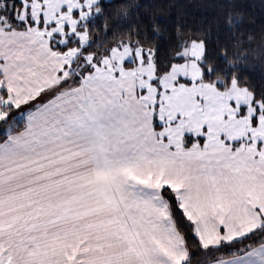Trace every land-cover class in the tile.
I'll use <instances>...</instances> for the list:
<instances>
[{
	"label": "crops",
	"instance_id": "0c3cea01",
	"mask_svg": "<svg viewBox=\"0 0 264 264\" xmlns=\"http://www.w3.org/2000/svg\"><path fill=\"white\" fill-rule=\"evenodd\" d=\"M16 34L23 39L9 47L24 75L43 60L49 71L60 65L64 52L33 26ZM18 79L8 74L5 103L54 94L25 109L21 130L0 143V264H183L189 250L165 188L204 246L259 223L264 143L164 144L134 76L57 87L63 77L45 73L23 90Z\"/></svg>",
	"mask_w": 264,
	"mask_h": 264
},
{
	"label": "snow or ice",
	"instance_id": "6c2138e0",
	"mask_svg": "<svg viewBox=\"0 0 264 264\" xmlns=\"http://www.w3.org/2000/svg\"><path fill=\"white\" fill-rule=\"evenodd\" d=\"M114 3V0H77L75 6L71 7L70 11L74 17L75 25L61 15L62 12L69 10V3L67 0L59 4L58 8L51 10V19H45L49 14L48 0H0V77L3 78L0 83V93L7 97L8 87L7 79L9 73H16L19 77L17 83L21 86V90L28 80V77H37L47 73L51 75L54 73L57 77H63L58 82V85H63L68 82L70 78L76 81H81L82 78L92 77L97 74L111 73L112 76H120L122 69H127L129 66H136L137 71L133 72V76H139L143 80H147L149 84L157 85V96L160 91H171L170 88L165 87L161 81V73L159 65L161 62L165 64V70L169 72L172 84H176L180 80H188L189 82H199L200 77H194L188 74L189 65L184 62L188 59L195 60L196 63L203 65V53L197 54L198 46H203L204 51H207L209 41L212 39L211 32L207 31V37L194 34L187 38H181L175 53H173L171 60H163L160 54L161 45L149 47L144 43L150 34L153 38L164 39L161 35L162 25L158 23L157 17H149L146 14L139 12L140 5H132L135 9L133 15L129 14L127 7L121 8L116 12V15L122 22L129 24V35L127 39H121L115 45H110L104 50V55L99 53L93 54L90 58L87 56V49L96 42V46H100L98 33L91 34L90 38L83 40L81 33L86 27L100 24L105 35L112 31V29L102 23L104 14L108 9V5ZM143 15L144 23L141 24L133 19V16L139 18ZM62 22V23H61ZM230 22V21H229ZM60 27H56L57 24ZM172 21H165L163 27H167ZM35 25L37 28L53 29L49 34L48 31L43 33V36L48 39V46L50 49L60 48L64 50L63 57H55L56 60L61 61L58 67L49 71L43 65L49 63V60H43L41 65L36 70L27 69V75H24V69L16 65V60L19 59L13 53L9 45L15 44L18 40L23 39V36H17V32L21 28L25 32ZM181 22L177 19L175 23V32L173 38L181 35ZM63 29V30H61ZM15 30V31H14ZM205 32V29H201ZM75 45L78 51L74 54H69L71 46ZM81 53H85L81 55ZM156 67L149 74V65ZM231 66V65H230ZM70 75H66L65 73ZM204 72L211 75V70L207 67ZM99 79V76H97ZM264 81V76H262ZM240 77H237L239 83ZM231 83L229 79L226 81ZM94 83V81H93ZM220 84V81H217ZM147 86L140 87V92H146ZM47 89H41L36 97L24 102L20 105L13 106L12 101L8 100L6 103L0 99V110L5 108L11 109L7 111L6 115L0 117V143L3 138H7L8 130L11 127H3L6 121L21 120L24 118L25 109L32 107L39 100L41 103L53 95ZM197 97H200L197 93ZM259 98V99H258ZM235 109V115L240 116L249 113L250 105V119L253 126H255L260 119L259 114L264 113V82L258 85L257 89L253 91L251 101L245 99L238 100L235 96H230L228 99ZM227 118L228 113H225ZM249 143H251V132L248 134ZM223 138V137H222ZM203 139V137H201ZM228 141H226L227 143ZM264 143V140H257V148ZM260 205H255V211L260 212ZM221 229L224 224L220 225ZM235 245V246H234ZM210 249H214L218 255L211 261V264H264V212H260L259 223L255 227L248 229L238 236H232L228 239L221 238L218 244H209L207 246L201 245V250L208 253ZM222 250V251H221ZM207 258V257H206Z\"/></svg>",
	"mask_w": 264,
	"mask_h": 264
},
{
	"label": "trees",
	"instance_id": "16d2710c",
	"mask_svg": "<svg viewBox=\"0 0 264 264\" xmlns=\"http://www.w3.org/2000/svg\"><path fill=\"white\" fill-rule=\"evenodd\" d=\"M134 4L140 5V13L159 18L157 22L162 25L161 35L165 38H153L149 30V37L144 43L149 47L161 45L162 61L171 60L181 38L190 37L194 32L206 38L207 31H210L212 39L209 41L207 51H204L203 61V77L206 81L214 82L221 79L223 83L218 85L225 88L233 80L237 82V77H240L238 85L247 87L252 93L264 82L261 79L264 76V0H114V3L108 5L102 20L103 24L112 29L111 32L105 35L99 23L85 28L89 37L98 33L100 40V46L97 47L93 41L87 53L103 54L110 45L128 38L129 24L122 22L116 12L127 7L129 14L133 15ZM133 19L144 23L143 15L139 18L133 16ZM177 19L182 25L181 35L173 38ZM165 21L172 23L165 28L163 27ZM201 29L206 31L201 32ZM54 49L64 52L60 48ZM205 67L211 70V75L204 72ZM159 68L160 73L167 72L163 62ZM229 79L231 83L226 82ZM10 110L8 108V111ZM24 121V118L6 121L3 127L11 125L7 137L21 130ZM4 139L6 138L2 141ZM163 194L169 202L174 223L182 233L189 250L188 259L183 264L211 262L219 253L214 249H210L208 253L201 250L203 244L194 234L173 191L165 188Z\"/></svg>",
	"mask_w": 264,
	"mask_h": 264
},
{
	"label": "rangeland",
	"instance_id": "374dc122",
	"mask_svg": "<svg viewBox=\"0 0 264 264\" xmlns=\"http://www.w3.org/2000/svg\"><path fill=\"white\" fill-rule=\"evenodd\" d=\"M62 2L64 0H48L49 14L46 15L45 19H51V10L58 8ZM67 2L69 3V10L62 12L61 15L67 18L74 26L77 17L71 14L70 9L75 6L77 0H67ZM32 26L41 37L48 41L47 37L43 36V33L48 31L50 34L53 29ZM56 27H60V24L58 23ZM81 36L83 40L90 38L87 29L81 33ZM68 51L71 55L75 51H78V48L76 46L70 47ZM200 53H203L204 61L203 46H198L197 48V54L199 55ZM84 54L81 53V55ZM86 54L90 58L94 53ZM104 54L100 55L103 56ZM184 63L189 65V75L200 77L199 82L180 80L176 84H172L169 72L161 73V81L171 91H160L159 96H157L156 84H149L147 80L141 79L138 75L134 77L138 82L141 100L150 111L151 117L159 125L157 131L161 142L172 146L174 149H181L186 143L195 144L193 141H199L201 137H203L201 139L202 141H206L205 144L223 141L224 139L241 141L243 144H248V134L250 131L251 142L256 143L264 135V113L259 114V122L253 126L250 119L251 105L249 113L237 116L235 115V109L228 103L230 96H235L238 100L246 98L248 101H251L253 93L247 87L238 85L236 80H233L228 87L220 88L217 81L223 83L221 79L214 82L204 79L203 65L196 63L192 59H188ZM148 67L149 74H151L155 65L150 64ZM137 70L136 66H129L127 69H122L120 76H112L111 73H104L102 75L97 74L92 77H85V79L97 80V76H99V79L109 80H116L117 77L132 78L133 72ZM70 81L72 83L78 82L74 78H71ZM143 85H146L148 90L141 94L140 87ZM197 93H199L202 99L197 97ZM225 113H228L227 118H225ZM195 146L197 145L195 144ZM72 192L74 193V191ZM76 192L78 193L79 191ZM36 194L38 196V192ZM43 197L57 198L60 195L57 193L54 195V192L46 191Z\"/></svg>",
	"mask_w": 264,
	"mask_h": 264
}]
</instances>
